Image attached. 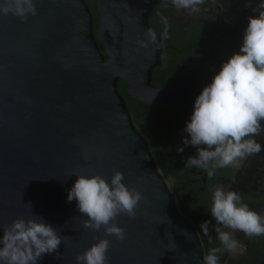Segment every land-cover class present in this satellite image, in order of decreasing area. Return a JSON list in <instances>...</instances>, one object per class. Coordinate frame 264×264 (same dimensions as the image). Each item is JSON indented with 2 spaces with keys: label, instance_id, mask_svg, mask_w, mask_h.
<instances>
[{
  "label": "water",
  "instance_id": "water-1",
  "mask_svg": "<svg viewBox=\"0 0 264 264\" xmlns=\"http://www.w3.org/2000/svg\"><path fill=\"white\" fill-rule=\"evenodd\" d=\"M34 3L36 15L23 22L0 15V237L14 219L38 216L63 239L37 264H77V254L104 238L107 264H202L198 231L177 209L118 91L121 80L131 98L182 111L193 110L199 95L185 84L151 85L163 50L148 25L151 0H97L96 30L83 0ZM114 171L143 196L134 219L117 218L123 240L85 228L76 200L67 201L77 175L99 174L110 183ZM255 211L264 214V202ZM234 238L235 251L243 252L238 232ZM258 238L254 264H264V237Z\"/></svg>",
  "mask_w": 264,
  "mask_h": 264
},
{
  "label": "clouds",
  "instance_id": "clouds-1",
  "mask_svg": "<svg viewBox=\"0 0 264 264\" xmlns=\"http://www.w3.org/2000/svg\"><path fill=\"white\" fill-rule=\"evenodd\" d=\"M177 9L197 11L204 0H171ZM264 9V3L260 4ZM34 0H3L0 15L9 14L22 22L29 15L35 16ZM167 24V20L164 21ZM149 42L157 37L147 33ZM167 38V32L163 34ZM147 47L144 41H138ZM264 10L249 16L243 30L239 50L222 62L195 98L190 119L184 132L187 138L182 143L196 149L195 156H188L186 167H198L207 172L209 178L217 169L235 167L248 157L258 154L262 146L255 139L264 132ZM184 148H178L183 153ZM124 174L114 171L110 183L99 174L77 175L67 194V201L76 200L78 211L87 219L84 227L99 231L116 240L126 237V229L117 225L118 216L130 219L136 216V208L143 199L135 188L122 181ZM210 214L215 221L213 230L221 247H214L202 258V264H219L217 253L233 252L240 242L234 233L245 237H264V214H260L243 202L242 195L234 190H225L223 185L212 189ZM210 220L201 223L205 235L209 232ZM224 229H229L225 231ZM62 237L56 229L41 217L16 218L4 226L0 237V264H37L45 254L57 252ZM110 241L99 239L82 254H77V264H107Z\"/></svg>",
  "mask_w": 264,
  "mask_h": 264
},
{
  "label": "flooded vegetation",
  "instance_id": "flooded-vegetation-1",
  "mask_svg": "<svg viewBox=\"0 0 264 264\" xmlns=\"http://www.w3.org/2000/svg\"><path fill=\"white\" fill-rule=\"evenodd\" d=\"M83 1L96 30L97 0ZM261 3L264 0H204L197 11H191L177 9L171 0H151L148 25L163 41L159 64L151 72V85L165 88L185 84L200 94L222 62L239 50L248 17L264 10L259 7ZM165 32L166 39L163 37ZM124 86L125 94H120L126 102L133 126L147 142L155 167L173 195L180 214L189 221L192 217L210 220V245L212 248L221 247L213 230L215 221L210 214L212 189L223 185L227 190L236 168L217 169L209 178L204 169L186 167L187 157L196 155L194 147H185L182 143L183 138H187L184 127L193 110L182 111L177 104H146L128 96ZM255 139L262 150L246 159L231 189L241 194L243 202L254 211L264 202V132ZM181 147L184 148L183 153L178 152ZM238 235L246 246L245 250L217 253L222 264L255 263L260 249L259 238H247L242 232Z\"/></svg>",
  "mask_w": 264,
  "mask_h": 264
},
{
  "label": "trees",
  "instance_id": "trees-1",
  "mask_svg": "<svg viewBox=\"0 0 264 264\" xmlns=\"http://www.w3.org/2000/svg\"><path fill=\"white\" fill-rule=\"evenodd\" d=\"M99 46H100V44H99ZM118 91L121 94H125V86L122 82H120L118 84ZM191 221L195 225V227L197 228V231L199 233L201 244H202L203 250H204V255H207L209 253V250L212 249V247H211L210 242H209L208 234L205 235L200 228V225L203 221L200 217H192ZM220 262H221V259L219 258V264H220Z\"/></svg>",
  "mask_w": 264,
  "mask_h": 264
}]
</instances>
